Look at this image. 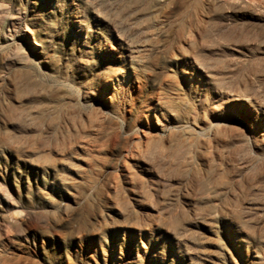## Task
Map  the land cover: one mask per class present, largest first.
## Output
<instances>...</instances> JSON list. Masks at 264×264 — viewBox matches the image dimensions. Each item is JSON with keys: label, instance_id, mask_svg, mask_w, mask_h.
<instances>
[{"label": "rangeland", "instance_id": "rangeland-1", "mask_svg": "<svg viewBox=\"0 0 264 264\" xmlns=\"http://www.w3.org/2000/svg\"><path fill=\"white\" fill-rule=\"evenodd\" d=\"M0 264H264V0H0Z\"/></svg>", "mask_w": 264, "mask_h": 264}]
</instances>
